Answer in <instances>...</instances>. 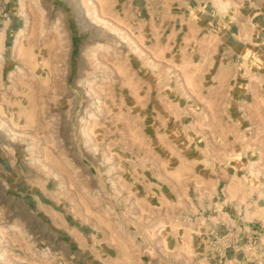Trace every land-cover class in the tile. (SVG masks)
<instances>
[{"label":"rangeland","instance_id":"rangeland-1","mask_svg":"<svg viewBox=\"0 0 264 264\" xmlns=\"http://www.w3.org/2000/svg\"><path fill=\"white\" fill-rule=\"evenodd\" d=\"M243 12L264 0H0V264H264Z\"/></svg>","mask_w":264,"mask_h":264},{"label":"crops","instance_id":"crops-1","mask_svg":"<svg viewBox=\"0 0 264 264\" xmlns=\"http://www.w3.org/2000/svg\"><path fill=\"white\" fill-rule=\"evenodd\" d=\"M207 14L212 15L213 13L208 12ZM235 18L226 32L228 41L237 45L257 43L264 46V13L261 17H257L249 12H243L239 13ZM5 33L6 35L9 34L8 28Z\"/></svg>","mask_w":264,"mask_h":264}]
</instances>
